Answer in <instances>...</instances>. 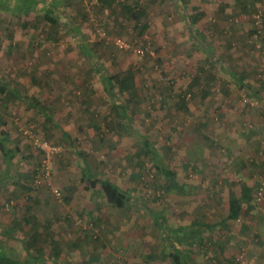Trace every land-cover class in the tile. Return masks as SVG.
Segmentation results:
<instances>
[{
    "label": "rangeland",
    "instance_id": "obj_1",
    "mask_svg": "<svg viewBox=\"0 0 264 264\" xmlns=\"http://www.w3.org/2000/svg\"><path fill=\"white\" fill-rule=\"evenodd\" d=\"M120 2L122 0H116L114 4L111 1V6L105 3L101 7L100 0L78 1L73 5L76 10L71 7L65 15L79 26L82 38H86L88 42H99L100 47L97 44L96 49L110 74L128 68L135 71L136 96H133V103L125 105L127 115L122 119H118L114 114L112 100L104 91L97 72H94L91 64L78 53V44L62 25L53 27L35 18V15L27 16L30 21L26 28L19 24L18 17L10 16L11 24L0 19V80L9 85L10 91L19 90L29 101L37 100L39 108L46 112L42 113L22 100L9 99V93L0 91V119L5 122L0 129L4 128L3 126L6 128L7 125L15 128L14 143L26 152L28 170L32 169L33 172L32 177H27L28 183L42 193L41 202L44 201L45 206L42 210L39 206L33 210L29 209L28 214L22 213L19 220L16 212H22L23 205L17 206L9 200L8 208L3 205L0 207V213L3 212L1 215L4 217L13 214L15 227L19 228L18 234L21 237L31 234L32 226L44 229L46 223L51 220L52 223H48L50 227L47 229L49 232L54 231L55 240H60L65 249L69 240L65 228L67 225L77 223L78 227L85 229L94 226V216L91 218L90 213H87L89 221L80 220L83 213L78 208L79 202H101L100 204H104L101 212L106 216L133 215L136 216L135 224L139 230L140 224L145 226L143 238L134 246L144 248L138 254L141 260L139 264H142L147 258L144 253L152 251L153 246H156L153 249L157 253L162 247L157 241L160 239L162 242V234L164 239V234L170 229L169 224L162 220L160 222L163 223L162 228H165V231L158 228L152 218L154 214L165 216L164 218L171 217L170 224L179 225L180 221L187 222L186 219L195 216L198 204L215 198L216 202H224L225 205L229 192L237 194L238 191L236 185L230 181L223 184L224 189L219 191L210 187L211 191L207 185L204 190L189 191L188 195L183 191H169L166 189L169 182L156 170L154 162L141 156V138H147L156 143L165 164L177 172L178 182H182L186 177L205 179L203 174L193 176L182 174L183 171L180 170L183 167L181 143L187 136L194 138L198 135L188 131L195 119L184 115V110H180L183 108V102H194L199 106L205 102L220 105L221 111H216V123L226 131L236 126L233 124L235 120H231L232 114L233 119L239 115L243 120L249 117L252 121L250 128L253 139L258 147L256 151H250L255 160L252 162L251 177L247 182L253 186L259 183L264 171V84L261 81L264 77V37L254 36L252 30L257 23L258 14H262L264 23V0H249L251 6L248 3L247 5L251 9L250 13L237 10L235 0L184 2L189 11L184 14L193 16L198 11L205 12V16L197 25L203 29L199 35L205 36L216 47L215 54L219 65L216 68L206 64V61L203 62L202 50L195 42V35L189 29V23H186L184 15L182 16L181 9L184 7L179 6V9L174 0H141L147 12L142 23H148L141 37L140 28L136 27L134 20L120 15ZM223 4H226L225 8L222 7ZM192 7L196 9L192 10ZM85 12L89 18L82 20V13ZM9 14L1 11L0 18L8 17ZM100 19H104V28L99 25ZM100 30L105 32L104 37L101 34L99 37ZM117 36L132 41L138 39V48L144 49L147 46L148 49H144V54L119 50L110 43L111 39H107ZM223 64L227 69L222 67ZM229 69L240 76L243 85L233 78L229 79ZM87 78L91 79L90 83L93 84L85 89L82 82ZM222 80L224 83L220 82ZM255 83H259L262 93L254 97L246 90L253 89ZM85 90L88 91L86 94H90L84 96ZM189 93L191 96H188ZM222 113L227 115L223 116ZM51 118L54 122L50 121ZM30 133H36L62 148L61 153L53 157L50 163L53 172L52 185L62 190L60 199L54 196L46 182L42 181L35 186L37 169L43 155L34 147L28 136ZM68 133L74 140L64 136ZM83 159L88 162L94 175L113 181L129 195L134 196V206L118 208L106 199L99 184L93 186L85 181L81 170L84 167ZM15 170H18L17 167ZM28 194L30 195L29 192ZM183 202L192 209H184ZM145 205L151 210H147ZM254 205L256 207H252L245 219H239L241 222H249L250 229L247 228L243 235L230 241L227 232L217 235L216 243L215 240L211 241L207 250L202 253L197 250L200 252L197 258L195 252L192 253V257L196 258L195 263L238 264L240 259L244 263L239 264H264V202ZM99 210L100 208H97L95 213L98 214ZM45 211L54 214L53 220L45 215ZM24 215L29 217V224L23 219ZM67 216L70 218L67 219ZM141 216L148 221L142 222ZM1 228L3 227L0 226V248L8 244L15 245L13 248L17 256L26 258L22 244L6 239L7 236L2 235ZM131 232L135 233L133 230L124 229L117 234L120 240L123 239L118 245L119 249L122 246L123 249H128L125 244L127 241L131 242ZM169 234L174 233L169 231ZM150 238L154 240L152 246ZM227 241L232 249L226 254L220 249L221 243ZM95 242L91 240V243ZM164 242L167 243L166 240ZM241 251H244V256L239 254Z\"/></svg>",
    "mask_w": 264,
    "mask_h": 264
},
{
    "label": "crops",
    "instance_id": "obj_2",
    "mask_svg": "<svg viewBox=\"0 0 264 264\" xmlns=\"http://www.w3.org/2000/svg\"><path fill=\"white\" fill-rule=\"evenodd\" d=\"M196 44L201 45L200 43H197L198 41L195 39ZM209 42V41H207ZM186 43V42H185ZM192 43V42H191ZM190 45V44H188ZM202 58V57H201ZM203 62H205V58H203ZM104 65V64H103ZM105 66V65H104ZM106 67V66H105ZM229 71H231L229 69ZM232 72V71H231ZM227 74V76L230 78L233 77V72ZM226 74V73H225ZM220 75V73L218 74ZM226 77V75H225ZM221 80V78H220ZM224 83V81H220ZM261 86L259 83H255L253 89H247V93L249 95H261ZM206 98V97H205ZM249 98V97H248ZM199 98H197L196 101H198ZM189 101V100H188ZM194 103V102H187L184 105V108H181L180 110H184V115L191 116L193 119H195V124H198L199 122H204L207 125L205 128L196 133L198 134L196 137L187 136L184 138L183 142L181 143L180 147V154L183 160V167L180 169L183 171L182 174H190L193 176H197L200 174H203V177L205 179L197 180L195 178H185L182 182H180L184 187L187 186L186 190L187 192H191L193 190H204L205 185L212 191L211 188H215L216 191H219V189L223 188V184L230 181L231 184L236 185V189L238 196H241V188L244 185H247V179L249 180L251 177V171H252V162L255 160L253 154L250 153V151H256V148L258 147L257 142L253 139V133L250 134L249 130H252L250 128L251 126V120L246 118L245 120L240 119L239 116H235L233 119L234 114L231 116V120H235L233 124L236 126L230 128L228 131L222 129L218 123H216V111H221L220 105H216V103H208L205 102L203 105H200ZM186 107V108H185ZM223 116H226L227 114L222 113ZM219 115V114H218ZM198 120V121H197ZM3 122L0 119V127L3 125ZM4 128L0 129L3 131H7L9 134L8 145L11 148H17V155L13 159L10 157H5L2 154H0V207L7 204L8 200H11L15 203L17 206H22V212H16L18 215V219L20 220V216L22 213L29 212V209L26 208L25 203L27 202V196L28 190H27V184L28 178L32 177V169L31 171L28 170L26 159L27 155L26 152H23L21 147L14 143V140L16 138L15 136V128L10 126H3ZM1 136V135H0ZM258 141V140H257ZM259 142V141H258ZM264 147V146H262ZM260 148V144H259ZM221 150L223 153H221ZM217 151V152H216ZM23 161H22V160ZM244 165L246 166V169H244ZM15 167H17L18 170H15ZM246 170V171H244ZM241 171V172H240ZM249 171V173H248ZM223 176V178H218L216 176ZM28 177V178H27ZM234 177V179H233ZM8 180V182H7ZM238 181H241L240 184H238ZM250 184V183H249ZM252 185V184H250ZM253 186V185H252ZM258 186V185H256ZM255 186V187H256ZM211 187V188H210ZM23 191H21V190ZM185 189V188H184ZM224 189V188H223ZM222 189V190H223ZM231 192V191H230ZM221 194V193H220ZM218 199L219 200V196ZM188 195V193H186ZM18 196V198H16ZM20 196V197H19ZM16 198V200H15ZM28 202H32L30 199ZM33 205L31 206L30 210H33L36 206H39V209L42 210L44 206V201L40 200H34ZM40 202V203H36ZM207 203L204 204H198L196 207V214L193 218L186 219L187 222H179V225H171L172 218H164L159 217V215H153L152 218L154 219V223H156L158 228H161V222L164 221V223L169 224L168 228L174 229L177 228H186L184 232H188V228L190 229V237H185L179 232V234L182 236L181 240L182 242L178 243V246L185 251L187 258L189 259L190 264H196V256L198 254L197 250L199 248L197 247V241L194 235H192V230L197 229L199 226L197 224L201 223H210L215 225V230L209 231L208 234L211 235V237L214 238L216 243L217 235H222V232H227L229 234V241L233 240L239 235L244 234V230L249 228V222L240 220H228L226 225L220 224L221 222H224L229 214V204L226 202L224 205V202H216V199H208L207 201H204ZM79 210L83 213L81 214L80 220L87 222L89 221V217L87 213H90V216H94L93 218V227L90 228H84L81 226H77L76 224H69L67 225L66 232H67V239L68 245L65 249H62L60 255L58 256L57 262L55 264H139L141 260H139L138 254L140 251H143V249L134 247L135 244L143 238V233L146 232L145 226H141L140 230L136 227L135 221L137 220L133 215L131 216H106L101 212L103 203L101 202H79ZM184 203V209H192L186 202ZM190 203V202H188ZM220 204V205H219ZM102 205V206H101ZM224 205V207H223ZM97 208H100L98 214L95 213ZM39 210V211H40ZM37 212V210H35ZM41 212V211H40ZM187 212V211H186ZM45 215L50 216V218L53 217V214L51 212L45 211ZM99 213H102L99 214ZM3 215V212L0 213V215ZM28 214V213H27ZM37 214V213H36ZM0 216V226L1 233L3 236H7L6 234L9 231H12L15 235L19 233V228L15 227V221L13 220V214H8L9 217ZM138 216V215H137ZM14 222H12L11 218ZM25 215L23 219H25ZM142 217V216H141ZM199 217V218H198ZM5 218H8L6 220ZM67 219L70 218L69 216L66 217ZM43 219H47L46 217H43ZM42 219V221H43ZM141 219V218H139ZM245 219L244 217L240 218ZM62 221V219L60 218ZM148 220H145L144 217H142V222H146ZM151 221V220H150ZM78 222V221H77ZM240 222V223H239ZM81 223V222H80ZM122 223H125L126 225L123 226ZM133 223V224H131ZM140 223V222H139ZM171 223V224H170ZM131 224V225H130ZM183 224V225H182ZM101 225V226H100ZM171 225V226H170ZM202 225V224H201ZM100 226V227H99ZM198 226V227H197ZM163 227V226H162ZM201 227V226H200ZM246 227V228H245ZM12 228V229H11ZM157 228V230H158ZM124 229L130 231L133 230L135 233L130 234L129 239L130 241H127L125 246L128 248L124 249L121 247L119 249L118 245H120L121 241L119 238L120 231H123ZM139 230V231H138ZM156 230V231H157ZM204 231V229H201ZM208 230V229H205ZM179 231V230H178ZM202 231V232H203ZM16 232V233H15ZM201 233V232H200ZM188 234V233H187ZM195 234V233H194ZM19 237V236H18ZM6 239H10L6 237ZM159 239V238H158ZM91 240H95V244L91 243ZM264 240V239H263ZM153 238H150L151 246L153 245ZM229 241L221 243L222 249L220 251H223L224 253L227 251H231V245H228ZM158 244H162V247L158 252L156 253L153 248H156V246L151 247L152 251L145 252V263L142 264H175L174 260L167 256L170 252L168 250L166 253L163 252L164 247L166 246L163 234H162V242L159 239L157 241ZM155 243V242H154ZM168 244V243H167ZM234 244V243H233ZM15 247V245H13ZM10 244H8L6 247H4V250H11L13 247ZM62 248V246H61ZM195 252V259L192 257V253ZM202 253V251H200ZM199 252V253H200ZM14 256H17V254L14 251ZM229 255V254H228ZM18 258H20L18 256ZM143 258V257H142Z\"/></svg>",
    "mask_w": 264,
    "mask_h": 264
},
{
    "label": "trees",
    "instance_id": "obj_3",
    "mask_svg": "<svg viewBox=\"0 0 264 264\" xmlns=\"http://www.w3.org/2000/svg\"><path fill=\"white\" fill-rule=\"evenodd\" d=\"M83 1V0H0V12L3 11L4 13H10L8 17L0 18L2 20H5L8 22V24H11L12 18L10 16H15L19 18V24L26 28L29 25V19L27 16L35 15V18H39L47 23L49 25H52L53 27L56 25H62L64 30L71 34L73 36L75 43L78 45L76 46L77 50L79 51V54H82L83 59L86 60L87 63L91 64V69L95 72H97V77L103 84L104 91L108 94L110 99L112 100V110L116 117L119 119L125 118L127 115V111L124 110L125 105L127 103L131 104L133 103V96H136V89H137V79L135 71L132 68H128L126 70H123L121 72H115L114 74H110L106 67L103 65V62H101V54L98 53V50L96 49V46L99 42L93 43L88 42L86 38H82V34L79 32L81 31L79 26L73 22V20L69 19L68 16L65 15V12L68 11L69 8H73L76 10V8L73 7V5L77 4V2ZM113 1V4L116 0H100L101 7L106 5L111 6L109 2ZM180 9L179 6L184 7L182 8V16L184 15V20L186 23H189V29L193 31L194 39L199 41L200 49L202 50V57L205 58L206 64H210L213 67L219 66L217 63V55L215 54L216 47L212 45L210 42H207L208 40L205 38V36H200L199 34L202 33L203 29L201 26L197 25L198 22L205 16L204 11H198L193 16H190L189 11L187 10V6L184 4L187 0H174ZM182 1V2H181ZM235 8L240 10L242 13H250L251 9L248 7L247 3L249 4V0H235ZM119 7L122 8V11L120 12V15L125 16L128 20H134V23L136 24V27L140 28V37L144 35L148 23H142V19L144 16H147V12L144 9L143 3L141 0H122L120 2ZM183 5V6H182ZM226 4H223L222 7L225 8ZM249 6H251L249 4ZM186 7V8H185ZM5 9V10H4ZM196 8L192 7V10H195ZM184 10V11H183ZM223 10V8H222ZM187 12L184 14V12ZM83 17L82 20H87L89 17L88 13H82ZM70 16V15H69ZM71 17V16H70ZM104 22V19L99 20V25L101 26ZM101 28H104L102 25ZM188 28V27H187ZM100 28H98L99 30ZM190 31V32H191ZM99 37H100V31H98ZM252 34L254 36L264 37V23H262V26H259L257 23H255V28L252 30ZM199 35V37H197ZM105 39V38H104ZM107 41V40H106ZM132 41V40H129ZM139 42L138 39L132 42H136V44ZM112 43V42H110ZM230 43V42H229ZM112 45L115 47V45L112 43ZM144 49H148L147 46L144 47ZM217 52V51H216ZM217 57V59H216ZM220 59V58H219ZM76 61V60H74ZM75 64V62H72ZM77 63V62H76ZM222 67L226 68L223 64ZM227 69V68H226ZM229 71V70H228ZM231 72V71H230ZM232 73V72H231ZM234 77H232L234 80H236L237 83L242 82L243 80L240 78V76L237 73H233ZM86 78V76H84ZM262 83L264 84V77L262 78ZM71 82V80H70ZM74 82V80H72ZM76 82V81H75ZM82 82V80L80 81ZM91 79H88L85 82H82L83 87L86 89L90 86ZM5 84V83H4ZM2 81L0 80V91L5 92V94L9 93L8 98L9 99H19L26 103H29L30 106L36 107L40 112L46 113L42 108H39L37 100L29 101L28 98H26L24 93H21L19 90L10 91L9 85H4ZM264 87V85H263ZM208 91L207 89H205ZM205 91V92H206ZM88 91H84L83 95L87 96L90 93L86 94ZM186 102H183V108ZM49 115V114H47ZM52 122L54 120L51 118ZM125 121V120H124ZM126 122V121H125ZM207 124L204 122H199L198 124L193 123L188 129V131L192 134H196L200 131H202ZM98 129L100 128L97 126ZM252 130H249V133L252 134ZM0 150L3 153L5 157L14 158L17 155V148H11L8 145V138L9 134L5 129L0 132ZM64 136L70 138V134H65ZM74 140L72 137L70 138ZM142 148H141V156L147 157L148 159L152 160L154 162V166L156 170L162 175L169 183L166 186V189L169 191L175 190V192L180 193L183 191L184 193H188L186 187H184L180 182H178L177 179V172L169 167L165 162L161 159L162 154H160L158 148L156 147V143L153 141L147 139V138H141ZM84 161V167L82 170L83 179L85 181H88L91 183V185L95 186L96 184L100 185V190L105 195L106 199L113 205L117 206L118 208H127L130 205L134 206L135 198L134 196L129 195L127 192H125V189H122L120 186H118L116 183H114L111 180L108 179H100L96 175L93 174L91 171V168L85 159ZM244 169H246V166L244 165ZM246 171V170H244ZM241 172V171H240ZM38 173V169H37ZM249 173V171H248ZM37 175V174H36ZM264 175V171L262 176ZM261 178L259 179L258 186H252L249 183L247 185L242 186L241 188V196H238V194L232 192H229L228 194V204H229V214L228 217L224 222H221L223 226L227 224L228 220H239L241 217H246L247 214H250L252 211V207H256L254 203L262 204L264 202V199L259 200L258 199V189L261 183ZM241 181H238V184H240ZM237 185V184H236ZM34 186L27 184V190L30 193L27 197L26 202V208L30 209L33 205L34 200H42L43 196L42 193H40L38 190L33 188ZM185 188V189H184ZM31 200L32 202H28V200ZM9 201V200H8ZM131 201V202H130ZM254 201V202H252ZM40 203V202H36ZM245 204L246 207H245ZM147 206V205H145ZM147 210H151L149 206H147ZM253 207V208H254ZM28 217V216H27ZM25 217V221L27 224H29V217ZM50 218V216H48ZM54 217V214H53ZM48 218V220H49ZM51 219V218H50ZM45 220V221H48ZM53 220V218H52ZM52 223L51 220L48 221V223ZM46 223V222H45ZM46 223V226L44 229L41 230L39 226L31 227L33 230L31 234L27 235V237H21L19 234H14L12 231H9L6 235L8 238L19 241L22 244L23 251L26 253V258L23 259L22 256H14V249L11 248V250H4V248H0V264H55L57 262L58 256L62 252L61 248L62 242L60 240L56 241L54 238V231L49 232L47 229L50 227V224ZM202 224V225H201ZM197 224L198 228L192 230V235L195 236L194 239L198 240V248L200 251L207 250L208 247L211 245V241H214V238L211 237V235L208 234V232L215 230V225L210 223H201ZM163 225H161L162 228ZM246 228V227H245ZM12 229V228H11ZM186 228H174L167 230L166 234H164V240L167 241L166 246L164 247L163 252L166 253V251L170 250L169 256L172 258L175 262V264H190L189 263V257L187 258L186 253L184 250H182L178 243L182 242L181 235L179 232H182L181 234L185 237H190V229L188 232H184ZM201 229H204L201 230ZM208 229V230H205ZM250 229V226L249 228ZM163 231H165V228H162ZM179 230V231H178ZM247 230V229H246ZM171 231L174 234H169L168 232ZM203 231V232H202ZM201 232V233H200ZM188 233V234H187ZM174 235V236H173ZM19 236V237H18ZM192 237V236H191ZM260 237V236H258ZM55 244V246H54ZM244 252V251H243ZM242 251L239 253L241 254ZM238 263V262H237ZM241 263V262H239ZM238 263V264H239Z\"/></svg>",
    "mask_w": 264,
    "mask_h": 264
},
{
    "label": "built area",
    "instance_id": "obj_4",
    "mask_svg": "<svg viewBox=\"0 0 264 264\" xmlns=\"http://www.w3.org/2000/svg\"><path fill=\"white\" fill-rule=\"evenodd\" d=\"M263 23V18H262V14H258L257 15V24L259 26H262ZM102 30H100V34L102 35V37H104L106 34L105 32H101ZM107 39H111L110 41L115 45V47L119 50H125V51H133L134 53L137 54H144V49H140L138 48V44H136V42H132L129 41L121 36H117V37H107ZM188 96H191V93L188 94ZM25 133H29V131H25ZM34 145V147L39 150L43 157H42V162L40 164V166L38 167V173L36 175V184L35 186L37 187V183H41L46 182L50 187H51V191L53 192L54 196L57 197L58 199H60L62 197V190L58 187H54L52 185V180H53V172L51 170V160H53V157L59 155L62 151L61 146L52 143L50 141H47L44 138H41L40 136H38L36 133H30L28 135ZM258 199L262 200L264 199V175L261 178V183L258 189ZM9 203L5 204V207L8 208ZM242 256L243 252L241 253ZM241 263L244 261H241L240 259H238Z\"/></svg>",
    "mask_w": 264,
    "mask_h": 264
}]
</instances>
